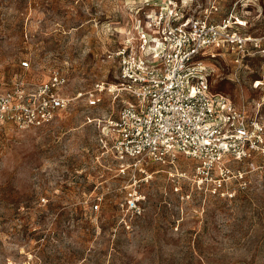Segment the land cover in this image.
I'll use <instances>...</instances> for the list:
<instances>
[{
  "label": "rangeland",
  "instance_id": "1",
  "mask_svg": "<svg viewBox=\"0 0 264 264\" xmlns=\"http://www.w3.org/2000/svg\"><path fill=\"white\" fill-rule=\"evenodd\" d=\"M160 1L0 0V93L47 80L54 69L65 74L70 97L117 81L111 54L138 37L137 20ZM175 1L248 39L241 63L227 50L207 63L211 90L246 104L261 123L259 151L229 164L221 192L199 187L194 162L183 155L177 168L151 165L134 184L105 132L121 105L107 93L95 107L87 97L73 100L48 125L4 123L0 264H264V0ZM135 189L142 199L132 211L126 202Z\"/></svg>",
  "mask_w": 264,
  "mask_h": 264
},
{
  "label": "built area",
  "instance_id": "2",
  "mask_svg": "<svg viewBox=\"0 0 264 264\" xmlns=\"http://www.w3.org/2000/svg\"><path fill=\"white\" fill-rule=\"evenodd\" d=\"M230 26L208 15L190 16L175 0H161L145 22L137 20L138 37L111 54L118 62L117 81L97 82L91 90L70 97L64 93L67 78L60 69L47 80H22L0 93V125H48L73 100L87 97L88 105L95 107L107 93L121 105L108 114L105 132L111 135L110 148L120 171L126 174L130 169L134 184L141 181L140 175L142 180L149 177L151 165L177 168L183 155L194 162L199 187L211 183L214 192H221L230 179L229 164L251 160L263 142V127L248 115L247 105H236L211 90L208 59L227 50L241 63L251 52L248 39L230 32ZM141 196L137 189L130 191L127 209L137 210Z\"/></svg>",
  "mask_w": 264,
  "mask_h": 264
}]
</instances>
